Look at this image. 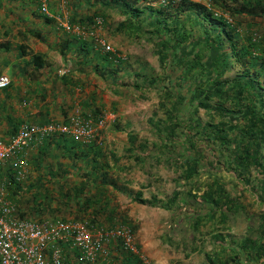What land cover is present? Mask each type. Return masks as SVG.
I'll return each mask as SVG.
<instances>
[{
	"label": "trees",
	"instance_id": "trees-1",
	"mask_svg": "<svg viewBox=\"0 0 264 264\" xmlns=\"http://www.w3.org/2000/svg\"><path fill=\"white\" fill-rule=\"evenodd\" d=\"M205 1L163 0L153 8L151 0H85L88 14L84 18L86 24L97 25L102 22L100 19L106 21L112 13L119 12L125 19L117 31L147 35L163 68L162 76L150 72L145 63H140L133 73L128 72V77L137 80L134 88L138 91L148 87L158 90L159 106L165 110V115L151 125L153 141L136 132L130 134L129 158L146 161L148 166L165 165L175 170L178 185L190 186L186 193L190 197L176 190L166 201L156 196L146 199L142 188L128 195L141 204H159L173 213H189L192 231L201 235L203 241L211 236L220 246L206 253V264H244L241 261L248 259L247 264L252 261L249 251H259L262 255L256 261L260 262L264 259V213L259 215L256 225L247 226L249 234H224L233 230L234 215L248 213V209L238 199L240 195L230 193L222 174L251 184L257 202L264 207V43L254 40L252 35L243 37L240 21L230 22ZM208 1L235 18L242 15L264 18V0ZM107 53L111 65L128 63L127 57ZM202 111L208 117L206 120L200 115ZM64 140L79 142L65 137ZM93 147L97 149L95 142L90 149ZM95 158L102 161L103 153L98 150ZM102 169L96 167L89 174L98 190L89 201L102 200L109 189L106 182L111 172ZM204 173H208L209 180L202 187L199 182ZM99 195L102 198L98 199ZM190 198L194 200L191 204ZM22 215L26 216L23 212ZM116 216L117 213L111 212L107 219L80 216L61 219L88 221L96 229L125 226L136 232L137 226L131 219L116 220ZM201 227L207 228L201 231ZM119 239L115 242L119 253H124V258L132 264H142L140 254L133 248L127 249L122 238ZM199 250V246L194 247V251Z\"/></svg>",
	"mask_w": 264,
	"mask_h": 264
},
{
	"label": "crops",
	"instance_id": "crops-1",
	"mask_svg": "<svg viewBox=\"0 0 264 264\" xmlns=\"http://www.w3.org/2000/svg\"><path fill=\"white\" fill-rule=\"evenodd\" d=\"M84 1L0 0V75L11 79L9 87L0 89V140L10 139L26 123L67 124L79 113L83 116L98 113L106 116L108 126L113 111L122 116L123 100L120 99L128 98L129 82L122 83V73L118 72L123 63L118 66L107 62L108 50L103 48L101 35L112 27L113 17L107 19L108 25L86 24L84 14L88 10ZM43 4L48 14L42 12ZM66 21L71 30L66 29ZM119 127L125 134L115 132L116 136L112 137V130L108 132V139H113L115 145L114 139H127L123 148L109 146L104 129L91 142L78 140L75 144L60 135H51L40 144L32 145L17 196L21 212L41 220L79 216L107 219L117 210L122 216L123 202L113 200L112 196V189L117 186L112 174L115 169L120 172L124 177L123 186L134 182L127 174L130 171L129 136L139 132L131 122L126 121V125ZM139 135L144 137L143 133ZM93 142L97 149H90ZM98 150L103 153V160L99 162L95 158ZM100 166L105 169L103 172L107 169L111 172L106 182L109 189L102 200L89 201L88 198L98 194L95 179L89 174ZM136 166L143 170V164ZM101 204L107 206L101 208ZM120 218L117 214L116 220ZM124 257L115 242L105 244L93 262L79 261L78 251L67 247L64 264H132ZM145 262L143 259L142 264Z\"/></svg>",
	"mask_w": 264,
	"mask_h": 264
},
{
	"label": "rangeland",
	"instance_id": "rangeland-1",
	"mask_svg": "<svg viewBox=\"0 0 264 264\" xmlns=\"http://www.w3.org/2000/svg\"><path fill=\"white\" fill-rule=\"evenodd\" d=\"M199 1L201 2V0ZM159 2H163V0H151L150 3L153 8H156ZM205 2L208 7H211L218 14L229 18L230 22L237 23V21H240L239 29H241V35L243 37L252 35L254 40L258 39L264 43L263 17L254 18L242 15L235 18L231 16L229 12L222 10L220 7L215 5L211 6L208 0ZM237 5H239L237 7H240L239 3H237ZM184 14L185 13H182L181 15ZM111 16L113 17L110 19L112 27L106 29V34H101L103 38L102 44L103 48L105 47V51L108 50L109 52L120 54L122 57H127L128 63L125 64V62L124 65L121 64V69L118 72H120L119 75L122 73V83H124V80L129 82L127 83L129 92L127 93L128 98L120 99L123 100L120 103L122 116L113 111L112 113H114V116H111L109 119L110 125L108 124L109 127L106 126L108 128H105L104 130L106 131L104 132L103 130V132L107 136L106 143L108 142L109 146H120V148H123L122 146L125 147L127 139L122 140L120 138V141L114 139L116 141L115 145L113 139L109 141L108 132L113 130V134L111 133L112 137L116 136L115 132L125 134L123 131H119V126H122L123 124L126 125L127 121V123H132L135 131L139 132V134H144L143 138H148L150 141H153L155 137L152 134L153 129L151 125L153 122L159 120L161 116L165 115V110L159 106L160 95L158 94V90L154 87H148L147 90L138 91L134 88V84L137 80L128 77V72L133 73L138 69L140 63H145V65L149 67L150 72L162 76L163 68L158 62V55L155 52V46L147 39V35L144 34V36L141 37V35H130L131 33L128 32H118L117 28L120 26V23L123 22L125 17L119 12L111 14L108 18ZM115 19L116 21H114ZM100 21H102L100 25H108V20L104 21L100 19ZM195 36H198L197 32H195ZM200 115L203 117V120L208 118L204 116L203 111ZM123 130L125 131V128ZM123 136L125 138V135ZM128 159V169L130 171H127V174H129V177L131 176L134 182H129L123 186L124 177H122L120 172L115 169L112 176L113 179L115 178L117 186L113 187L112 196L113 200H116L117 202L120 200L123 202V206L122 204L120 205V208L122 207V210L124 211L122 216L119 213V210L116 212L119 217L123 218V216L128 215L133 224H136L137 229L135 233L125 226H116L113 229L124 228L131 231L134 246L133 250L140 254V256L146 261L145 264H154L155 262L156 264H205L203 261L206 260V253L212 251V249L217 250L220 246L213 241L211 236L205 237L203 241L201 235L192 231L190 221L188 220L190 218L189 213H173L170 210L163 209L159 204L157 206L141 204L137 200H133V197L124 195V193L134 194V192H137L142 188L144 198L151 199L152 196H156L158 200L166 201L168 197H172L173 192L176 190H181L184 192L185 196L190 197L186 195L190 190V186H179L178 181L176 180L177 173L168 166L156 164L152 167L151 165L148 166L146 161L140 162L135 158L134 160H132V158ZM138 164H143V166H145L143 167V170L139 166H136ZM222 178L224 179L227 188L231 191L230 193H232L233 196H236L237 194L238 196L240 195L238 199L241 198L240 202L246 207V209H248V213L244 212V214L241 215H234L232 219L233 223H235L233 230L224 231V234H232L233 236L249 234L247 226L249 224L256 225L259 215L264 213V207L257 202V194L251 190V184H246L244 181L240 182L235 178L232 180L225 172L222 174ZM208 180V173H204L201 175L199 183L203 187V184ZM114 190H116V193ZM201 193L202 190L198 194ZM192 201H194L192 198L188 199V203L191 204ZM195 203L197 204L198 202L195 201ZM30 217L31 216H29V218ZM204 228L201 227V231H205ZM218 228L219 227L217 226V229ZM109 230L112 229L109 228ZM194 235L195 238L192 239ZM119 240L121 239L117 238L113 239L111 242H119ZM136 246H138V248H136ZM196 246L200 247L199 251H194V247ZM203 247L207 250L206 252ZM258 252L259 251L251 253V251H249L247 253L252 258V261H249L247 264H264V259L260 262L256 261V258L261 254ZM244 257H246V255H244ZM246 260L248 259H244L241 262L245 264ZM229 264L237 263L230 262Z\"/></svg>",
	"mask_w": 264,
	"mask_h": 264
},
{
	"label": "built area",
	"instance_id": "built-area-1",
	"mask_svg": "<svg viewBox=\"0 0 264 264\" xmlns=\"http://www.w3.org/2000/svg\"><path fill=\"white\" fill-rule=\"evenodd\" d=\"M42 12L49 13L46 4ZM66 29L71 30L68 21ZM10 84L9 76L0 75V89ZM106 126L104 114L95 118L79 113L67 124H23L10 139L0 140V264H64V246L77 250L79 261L93 262L104 245L117 238H122L127 249L133 248L130 230L94 229L88 221L36 220L22 215L17 200L25 176L27 152L32 145L51 135L91 142Z\"/></svg>",
	"mask_w": 264,
	"mask_h": 264
}]
</instances>
